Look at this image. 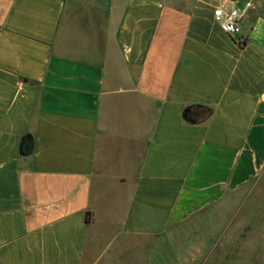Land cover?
I'll list each match as a JSON object with an SVG mask.
<instances>
[{
    "label": "crops",
    "instance_id": "1",
    "mask_svg": "<svg viewBox=\"0 0 264 264\" xmlns=\"http://www.w3.org/2000/svg\"><path fill=\"white\" fill-rule=\"evenodd\" d=\"M242 3L0 0V264H161L150 240L260 180L264 0Z\"/></svg>",
    "mask_w": 264,
    "mask_h": 264
},
{
    "label": "rangeland",
    "instance_id": "2",
    "mask_svg": "<svg viewBox=\"0 0 264 264\" xmlns=\"http://www.w3.org/2000/svg\"><path fill=\"white\" fill-rule=\"evenodd\" d=\"M165 235L150 240L155 247L150 256L161 264H264V172L259 181Z\"/></svg>",
    "mask_w": 264,
    "mask_h": 264
},
{
    "label": "built area",
    "instance_id": "3",
    "mask_svg": "<svg viewBox=\"0 0 264 264\" xmlns=\"http://www.w3.org/2000/svg\"><path fill=\"white\" fill-rule=\"evenodd\" d=\"M242 17L243 11L228 1L216 5L213 10L215 23L223 32L231 36H237L240 33V21Z\"/></svg>",
    "mask_w": 264,
    "mask_h": 264
},
{
    "label": "trees",
    "instance_id": "4",
    "mask_svg": "<svg viewBox=\"0 0 264 264\" xmlns=\"http://www.w3.org/2000/svg\"><path fill=\"white\" fill-rule=\"evenodd\" d=\"M193 109L195 110L194 111V116H189V112L184 114V118L187 120V121H196V119H198L199 117H203V116H209L211 114V109L207 106H203V105H196L193 107Z\"/></svg>",
    "mask_w": 264,
    "mask_h": 264
}]
</instances>
